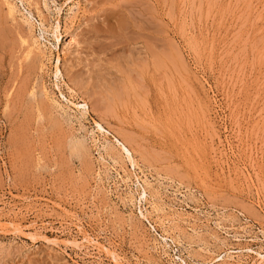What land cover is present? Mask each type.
<instances>
[{"label": "rangeland", "instance_id": "rangeland-1", "mask_svg": "<svg viewBox=\"0 0 264 264\" xmlns=\"http://www.w3.org/2000/svg\"><path fill=\"white\" fill-rule=\"evenodd\" d=\"M7 1L0 264H264V0Z\"/></svg>", "mask_w": 264, "mask_h": 264}, {"label": "bare ground", "instance_id": "bare-ground-1", "mask_svg": "<svg viewBox=\"0 0 264 264\" xmlns=\"http://www.w3.org/2000/svg\"><path fill=\"white\" fill-rule=\"evenodd\" d=\"M6 1V4L8 5V11L10 12V13H13V10H14V4H12V3H10V2H8L7 0H5ZM45 2V1H44ZM72 2V1H71ZM22 3V2H21ZM54 3V2H53ZM75 3H77V2H75ZM23 4V3H22ZM14 5V6H13ZM73 6V5H72ZM77 7H78V5H77ZM38 8V7H37ZM79 8V7H78ZM61 9V8H60ZM69 9V8H68ZM18 10V9H17ZM20 11V10H19ZM30 11V10H29ZM59 11V10H58ZM14 12H16V11H14ZM70 12H71V10H70ZM73 12V11H72ZM19 14V13H18ZM25 17H23V19L28 23V21H29V18H30V12H25ZM66 15V14H65ZM22 16V15H21ZM42 16V15H41ZM44 16V15H43ZM73 16V15H72ZM16 18V17H15ZM45 18V17H44ZM66 19V18H65ZM33 21V20H32ZM45 21V20H44ZM41 23V22H40ZM39 24V23H38ZM45 24V23H44ZM54 24V23H53ZM30 27V26H29ZM46 27V26H45ZM59 27H60V24H59V20H56V22H55V24L52 26V36H53V38L55 39V41L58 43L59 42V36H60V33H59ZM27 29H29V28H27ZM42 31V30H41ZM30 34H32V33H30ZM50 34V33H49ZM46 36V35H45ZM31 37H33V36H31ZM30 38V37H29ZM28 38V39H29ZM37 39V38H36ZM25 40V39H24ZM23 40V42H25ZM33 40V39H32ZM44 40V39H43ZM42 40V41H43ZM71 40V39H70ZM42 41H40V42H42ZM33 42H35V41H33ZM46 42V41H45ZM27 43V42H26ZM38 43V42H37ZM33 45V44H32ZM30 46V45H29ZM34 47V46H33ZM37 47V46H36ZM31 48V47H30ZM39 48V47H38ZM28 49V48H27ZM35 49H37V48H35ZM32 50V49H31ZM31 50H29L30 52H31ZM38 50H40V49H38ZM28 51V50H27ZM32 53V52H31ZM43 54V53H42ZM45 55V54H44ZM59 64H60V59H59V57L57 56V58H56V60H55V62H54V77H55V80H57V81H59L58 80V77H60L61 78V71H60V68H59ZM155 65V64H154ZM41 82H43V81H41ZM35 85V84H34ZM35 89V88H34ZM37 90V89H36ZM39 90V89H38ZM40 93V92H39ZM35 94H37V93H35ZM50 95V94H49ZM37 96V95H36ZM62 96V95H61ZM39 97V96H38ZM40 99H41V97H39ZM62 98V97H61ZM44 99V98H43ZM65 100H67L68 101V103H70L71 105H73V106H75V108H77L78 110H79V112H80V114L81 115H83V114H85L86 112H87V106H86V104L85 103H81V104H76V103H73L71 100H68L67 98H65ZM43 101V100H42ZM41 101V102H42ZM45 102V101H44ZM58 103V102H57ZM50 106V105H49ZM63 107V106H62ZM70 109V108H69ZM62 113V112H61ZM59 114V113H58ZM75 118V117H74ZM82 123V122H81ZM96 127H97V130H99V131H102L103 130V128H102V126L99 124V123H97L96 122ZM79 128V127H78ZM80 130V129H79ZM91 131V130H90ZM104 132V131H103ZM102 134V133H101ZM80 140V139H79ZM78 140V141H79ZM103 140V139H102ZM77 141V142H78ZM83 141H85L84 139H83ZM98 141V140H97ZM117 144H118V146L119 147H121V149H122V151L123 152H125V154H126V156L128 157V160H130V164L132 165V166H134V159H133V157H132V153H131V151L124 145V144H122L121 142H118V140L117 139H115L114 140ZM76 144H78V143H76ZM75 144V145H76ZM83 145V144H82ZM104 146V145H103ZM79 147H80V145H79ZM73 148V147H72ZM74 149V148H73ZM72 149V150H73ZM79 151V150H78ZM116 151V150H115ZM73 152H75L74 150H73ZM80 152V151H79ZM76 153H78V152H76ZM109 153V152H108ZM121 154V153H120ZM105 156V155H104ZM134 156V155H133ZM102 158V157H101ZM118 158V157H117ZM124 158V157H123ZM105 161V160H104ZM115 163V162H114ZM139 163V162H138ZM115 165V164H114ZM122 168V167H121ZM124 169V168H123ZM122 170V169H121ZM112 173V172H111ZM130 176V175H129ZM149 176V175H148ZM153 176V175H152ZM118 177V176H117ZM159 177V176H158ZM163 177V176H162ZM100 178V177H99ZM119 178V177H118ZM126 180V179H125ZM130 180V179H129ZM144 180V179H143ZM158 180V179H157ZM99 181V180H98ZM161 181V180H160ZM165 181V180H164ZM122 183V182H121ZM165 185V184H164ZM107 187V186H106ZM157 187V186H156ZM103 188V187H102ZM101 190V189H100ZM109 190V189H108ZM128 191V190H127ZM149 192V191H148ZM107 193V192H106ZM133 193V192H132ZM188 193V192H187ZM142 194L143 195H145V189H143L142 190ZM162 194V193H161ZM129 195H131V194H129ZM134 195V194H133ZM183 195H185V194H183ZM193 196V195H192ZM139 197V196H138ZM152 197H154V196H152ZM144 198V197H143ZM134 199V198H133ZM124 202V201H123ZM194 202V201H193ZM187 204V203H186ZM155 205V204H154ZM106 208V207H105ZM156 209V208H155ZM194 209H196V208H194ZM167 211V210H166ZM152 212V211H151ZM192 215V214H191ZM162 217V216H161ZM196 218V217H195ZM155 219V218H154ZM161 219V218H160ZM171 219V218H170ZM162 220V219H161ZM200 220V219H199ZM215 220V219H214ZM213 220V221H214ZM226 220V219H225ZM164 221V220H163ZM178 222V221H177ZM221 223V222H220ZM154 224V223H153ZM158 225V224H157ZM168 225V224H167ZM250 226V225H249ZM195 227V226H194ZM221 227V226H220ZM169 228V227H168ZM206 228H207V226H206ZM217 228V227H216ZM192 229V228H191ZM263 230V229H262ZM161 231H162V229H161ZM193 231V230H192ZM201 231V230H200ZM209 231V230H208ZM260 232V231H259ZM206 233V232H205ZM164 234V233H163ZM200 234V233H199ZM203 234V233H202ZM215 234V233H214ZM239 235V234H238ZM84 236V235H83ZM176 236V235H175ZM83 238H85V237H83ZM91 237H89L88 239H90ZM188 238V237H187ZM163 239V238H162ZM189 239H191L190 237H189ZM96 240V239H95ZM164 240V239H163ZM174 240V239H173ZM192 240V239H191ZM197 240V239H196ZM204 240V239H203ZM89 241V240H88ZM166 241V240H165ZM177 241V240H176ZM194 241V240H193ZM207 241V240H206ZM218 241V240H217ZM86 242H87V239H86ZM90 242V241H89ZM91 242L93 243V241H92V239H91ZM96 242V241H95ZM196 242V241H195ZM91 243V244H92ZM165 243V242H164ZM199 243V242H198ZM97 245L98 243H94V245ZM86 245V244H85ZM165 245V244H164ZM168 245V244H167ZM210 245V244H209ZM222 245V244H221ZM89 246V245H88ZM101 247L103 246V245H100ZM222 247V246H221ZM225 248V247H224ZM232 248V247H231ZM202 249V248H201ZM211 250V249H210ZM246 251L247 252H251V249H246ZM253 251V250H252ZM110 252V251H109ZM206 252V251H205ZM219 252V251H218ZM241 251H235V250H227V251H223V254H220L219 255V258H217L216 260H211V262L210 263H205V262H203L202 264H213V263H215L216 264V262H219L220 264L221 263H223V262H228L227 260H229V259H231V258H233V253L235 254V253H240ZM254 253H255V255L259 258L258 260L260 261H258L259 263H261V261H263L264 262V253H260V252H257V251H254ZM204 254V253H203ZM115 255V254H114ZM237 255V254H236ZM111 256V255H110ZM238 256V255H237ZM114 258H115V256H113ZM216 257V256H215ZM236 257V256H235ZM207 260H210V258L209 259H207ZM206 260V261H207ZM184 261V260H183ZM213 261V262H212ZM208 262V261H207ZM219 263H217V264H219ZM184 264V263H183ZM224 264V263H223ZM255 264H257V262L255 263Z\"/></svg>", "mask_w": 264, "mask_h": 264}]
</instances>
